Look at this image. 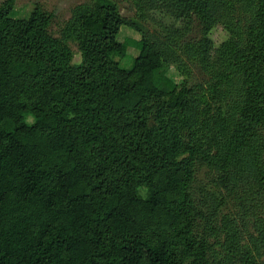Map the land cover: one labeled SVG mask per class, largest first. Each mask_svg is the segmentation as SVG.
Instances as JSON below:
<instances>
[{
    "label": "trees",
    "instance_id": "16d2710c",
    "mask_svg": "<svg viewBox=\"0 0 264 264\" xmlns=\"http://www.w3.org/2000/svg\"><path fill=\"white\" fill-rule=\"evenodd\" d=\"M133 3L0 4V264L264 258V0Z\"/></svg>",
    "mask_w": 264,
    "mask_h": 264
},
{
    "label": "rangeland",
    "instance_id": "374dc122",
    "mask_svg": "<svg viewBox=\"0 0 264 264\" xmlns=\"http://www.w3.org/2000/svg\"><path fill=\"white\" fill-rule=\"evenodd\" d=\"M7 0H0V4L4 3ZM119 7L122 14L125 16H133L136 17L137 12L134 6L133 0H113ZM95 0H14V8L12 15L17 19H25L28 18L33 11L37 7H41L45 12L52 16V24L50 30L54 33L55 36L60 37L62 35L61 31L66 26L67 22L71 19L74 11L83 6H92ZM168 23H170V19L164 18ZM146 28L150 30L158 29L159 27L154 25L152 22L145 21ZM201 36L199 29H194L191 35L187 36V38H199ZM119 39L121 42H124L128 48V55L126 58L121 60V64L125 67H131L133 65V60L138 56L141 47H142V35L136 31L135 29L123 26L121 28V32L119 34ZM69 46L71 47L74 62H80L81 54L77 45L73 42V40H69ZM195 77L201 78L198 79L202 82L205 76H203L200 72L195 71ZM177 81L182 80V75L180 73L176 74ZM29 123H34L35 118L33 116L28 117ZM141 194H146L144 189H141ZM236 209L233 207H228L226 209V214L232 215ZM238 218V215L236 214ZM260 264H264V258L260 260Z\"/></svg>",
    "mask_w": 264,
    "mask_h": 264
}]
</instances>
